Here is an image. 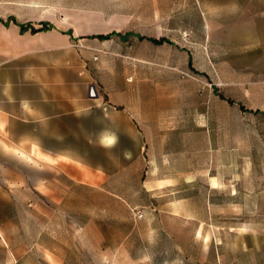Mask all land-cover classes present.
Segmentation results:
<instances>
[{
	"label": "rangeland",
	"instance_id": "1",
	"mask_svg": "<svg viewBox=\"0 0 264 264\" xmlns=\"http://www.w3.org/2000/svg\"><path fill=\"white\" fill-rule=\"evenodd\" d=\"M197 2L154 60L81 46L78 119L0 106V264H264V0Z\"/></svg>",
	"mask_w": 264,
	"mask_h": 264
},
{
	"label": "crops",
	"instance_id": "2",
	"mask_svg": "<svg viewBox=\"0 0 264 264\" xmlns=\"http://www.w3.org/2000/svg\"><path fill=\"white\" fill-rule=\"evenodd\" d=\"M197 1L15 0L7 9L0 7V106L12 104L18 122L78 119L88 52L81 46L92 48L105 72L114 70L107 58L116 55L154 60L164 56L165 43L182 38ZM8 114L0 107V120H8Z\"/></svg>",
	"mask_w": 264,
	"mask_h": 264
},
{
	"label": "clouds",
	"instance_id": "3",
	"mask_svg": "<svg viewBox=\"0 0 264 264\" xmlns=\"http://www.w3.org/2000/svg\"><path fill=\"white\" fill-rule=\"evenodd\" d=\"M118 143V137L112 135L101 140L102 147H114Z\"/></svg>",
	"mask_w": 264,
	"mask_h": 264
},
{
	"label": "trees",
	"instance_id": "4",
	"mask_svg": "<svg viewBox=\"0 0 264 264\" xmlns=\"http://www.w3.org/2000/svg\"><path fill=\"white\" fill-rule=\"evenodd\" d=\"M24 28V26L23 25H21V29H23ZM40 29V28H39ZM38 28H31V31H33V32H36V31H38L39 30ZM104 37H108V35H106V36H104ZM189 63H191V61L189 60ZM220 97L221 98H223V99H226V101L228 102V103H230V104H234L235 103V101L233 100V99H231V98H227V97H225V96H223V95H221L220 94ZM238 105H239V107L243 110L244 109V106L241 104V103H237Z\"/></svg>",
	"mask_w": 264,
	"mask_h": 264
},
{
	"label": "built area",
	"instance_id": "5",
	"mask_svg": "<svg viewBox=\"0 0 264 264\" xmlns=\"http://www.w3.org/2000/svg\"><path fill=\"white\" fill-rule=\"evenodd\" d=\"M183 37H186V34H183ZM94 59H96V56H94ZM132 214L136 219H141L144 216L143 210L139 208L132 209Z\"/></svg>",
	"mask_w": 264,
	"mask_h": 264
},
{
	"label": "water",
	"instance_id": "6",
	"mask_svg": "<svg viewBox=\"0 0 264 264\" xmlns=\"http://www.w3.org/2000/svg\"><path fill=\"white\" fill-rule=\"evenodd\" d=\"M89 95L90 96H96V93H95V88L93 85L90 86V89H89Z\"/></svg>",
	"mask_w": 264,
	"mask_h": 264
}]
</instances>
